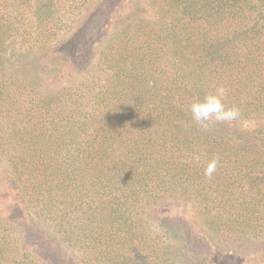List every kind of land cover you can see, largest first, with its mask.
<instances>
[{
  "label": "trees",
  "instance_id": "obj_1",
  "mask_svg": "<svg viewBox=\"0 0 264 264\" xmlns=\"http://www.w3.org/2000/svg\"><path fill=\"white\" fill-rule=\"evenodd\" d=\"M92 1L0 0V264H264V0Z\"/></svg>",
  "mask_w": 264,
  "mask_h": 264
},
{
  "label": "clouds",
  "instance_id": "obj_2",
  "mask_svg": "<svg viewBox=\"0 0 264 264\" xmlns=\"http://www.w3.org/2000/svg\"><path fill=\"white\" fill-rule=\"evenodd\" d=\"M227 92L224 87L216 89L215 94H208L202 101H197L191 104L190 112L192 119L200 123L204 128H208L209 122H233L238 120L240 111L237 107H227L222 97L226 96ZM198 159V157H197ZM218 161L213 159L205 169V175L209 178L217 169Z\"/></svg>",
  "mask_w": 264,
  "mask_h": 264
},
{
  "label": "rangeland",
  "instance_id": "obj_3",
  "mask_svg": "<svg viewBox=\"0 0 264 264\" xmlns=\"http://www.w3.org/2000/svg\"><path fill=\"white\" fill-rule=\"evenodd\" d=\"M100 1L101 0H93L90 3V5H88L89 13H91L98 6ZM149 1H151V0H142L144 6L146 8H149V6H148L149 5ZM24 51L21 52V55H20L19 58H40L41 63L44 62L42 59L50 58V56L48 54H41L38 51H33V52H30V51H27V50H24ZM97 58H98V56H97ZM35 61H37V60H35ZM225 248L228 249V250H234L236 252H243V250H241L240 247H237L236 245H232V246H228L227 245V246H225ZM248 248L250 249L251 247H248ZM244 253H247V252H244Z\"/></svg>",
  "mask_w": 264,
  "mask_h": 264
}]
</instances>
